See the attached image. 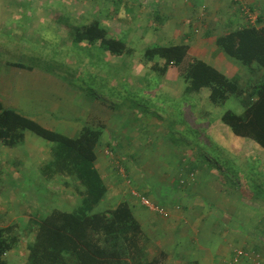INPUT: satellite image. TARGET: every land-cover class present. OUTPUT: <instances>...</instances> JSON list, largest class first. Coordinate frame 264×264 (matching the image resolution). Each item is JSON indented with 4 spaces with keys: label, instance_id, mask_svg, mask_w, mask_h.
<instances>
[{
    "label": "crops",
    "instance_id": "1",
    "mask_svg": "<svg viewBox=\"0 0 264 264\" xmlns=\"http://www.w3.org/2000/svg\"><path fill=\"white\" fill-rule=\"evenodd\" d=\"M75 1L77 3L75 6L73 2H71L72 6L66 7L65 4L63 10L59 12L64 14L62 18L67 16L70 19L75 18L74 14L80 13V3L91 5L92 2V0ZM38 2L31 0L30 7H40L39 11L44 14L54 13V10L48 11L52 10L48 8L51 4ZM51 2L53 3L54 0ZM7 4L9 1L0 0V11L4 14L9 8ZM94 6L98 7L95 10L96 13L103 14L102 20L106 22L110 15V19L115 23V26L109 27L108 31L104 29L108 35L113 38L125 37L121 41L132 51L126 57L131 58L134 55L133 49L129 47L133 45L134 40L143 41L145 37L153 36L152 39L158 43L163 42L168 45L164 47L188 46L189 53L193 49L196 56L198 54L202 56L194 58L209 60L208 63L218 70L227 67L226 74H223L229 79H240V81V74L244 73V70L234 62L220 67L211 63L215 59H207L208 47L206 46L215 44L219 37L241 28L264 27V0H239L238 3L235 0H99ZM244 10L255 17L256 22L253 25L248 23L246 16L243 17ZM46 19L49 17L47 16ZM56 19L60 20L61 15H58ZM93 22L100 25L99 19H94L91 23ZM84 26L86 25H76V27ZM205 47L206 49H203ZM219 59L226 61L225 58ZM139 71L142 73L141 70ZM257 75L261 77L263 72ZM12 76V90L7 92L9 94L3 93L0 96L4 109L14 110L42 127L49 130L51 128L52 131L68 138H76L83 126L102 129V138L96 149L95 168L104 181L107 193L93 213L112 210L120 203L128 204L133 218L145 236L142 253L143 257L145 253L147 261L162 253L166 255L163 264H230L235 250L247 252H250V249L257 250V247L252 246H258V242L255 238H250V235L255 236L253 230L257 229L260 221L264 219L262 214L258 213L257 216L241 212L237 217L238 210L230 211V207L235 206L231 205L232 202L238 199L237 190L240 184L231 186L212 169L203 166L196 168L189 164V158L186 157H197L195 153L191 155L189 152L180 149L171 150V148H163L162 151L151 149L149 144L144 142L149 141L146 136L139 135V139V136L133 138L130 134L121 139L114 134L111 135L112 130L116 132L115 124L117 123L112 119L113 115L111 116L107 111L106 116L102 118L101 108L96 113L92 107L89 108L83 104L81 107L77 99L71 98L70 93L65 91L67 86H62L60 90L52 94L51 98L39 95L32 97L27 94L28 92L26 93L25 86L35 87L34 84L37 85L36 83L40 80L32 79V76H29V80L26 79L27 73L21 69H14ZM135 87L131 86V88ZM185 88L184 85L183 94ZM25 141L24 134V142L17 147L23 146ZM214 141L213 143L218 145L217 140ZM0 145L3 146L1 143ZM110 152L112 159L107 158L109 157L107 153ZM27 153L28 156L25 155L21 161L16 162L14 172L18 173V177L14 180L3 177L4 181L0 182L4 183L2 188L15 190L21 188L20 197H22L25 189L33 186L34 180L42 179L47 184L61 183L59 184L61 189L66 191H69L70 186H74L77 189L75 200L70 202L59 199L60 202H56L52 198V207L48 212L53 209L70 212L78 208L83 189L73 181L61 178L46 180L42 175V169L51 162V159L48 160V157L44 161L37 159L28 161L27 158H33V156ZM261 156L264 157L263 154ZM120 158H124L126 166L120 165ZM230 162L232 166L216 165L212 168L216 167L221 175L227 177L232 170H235L234 173L237 175L244 176V173L240 174V167ZM259 164L255 168V171H259V177L257 173L254 175L257 188L261 190L263 189L261 184L264 183V167ZM32 173L38 175L33 177ZM190 175L193 178H190ZM9 180L11 181L8 182ZM26 182L31 185L26 187ZM132 192L165 208L167 217H161L143 207L139 200L131 195ZM65 194L70 195L69 192ZM18 214L8 221L0 216V228L21 224L20 222H23L22 227L27 226L30 217L26 210L23 209ZM30 239L32 241V237ZM19 249L21 251V247ZM241 264L254 263L243 260Z\"/></svg>",
    "mask_w": 264,
    "mask_h": 264
},
{
    "label": "rangeland",
    "instance_id": "2",
    "mask_svg": "<svg viewBox=\"0 0 264 264\" xmlns=\"http://www.w3.org/2000/svg\"><path fill=\"white\" fill-rule=\"evenodd\" d=\"M7 1H9L8 10L5 14L0 11V96L3 93L9 94L7 92L13 88L12 72L19 68L12 65L23 66L24 72L27 73L26 79L29 80V76H32V79L40 80L37 85L34 84L35 87L25 86L26 93L28 92L27 94L32 97L39 95L51 98L52 94L62 86H67L65 91L70 93L71 98L75 97L81 107L83 105L92 107L96 113L101 108L102 118L106 116L107 111L111 116L113 115L112 119L117 122L115 124L117 133L112 130L111 135L114 134L121 139L130 134L133 138L139 135L146 136L149 141L144 142L148 143L151 149L162 151L163 148H171V150L180 149L189 152L191 155L195 153L197 157H186L189 158V164L196 168L203 166L212 169L231 186L240 184L237 190L238 199L232 202L231 205L235 206H231L230 211L238 210L237 217L243 212L257 216L262 214L264 218V183L261 184L263 189H258L254 175L257 173L259 177V171H255L259 162V166L264 167V157L261 156L264 152L251 141L232 136L220 122V115L226 110L237 114L242 111L237 101L230 99L223 108L215 106L210 103L206 89L198 94L185 96L182 93L185 84L179 77L177 68H169L168 73L163 77L152 72L150 65H145L142 61L143 52L155 46H168L163 42L158 43L152 39L153 36L145 37L143 41L134 40L133 45H129L134 51L131 58L111 56L103 52L98 45L93 47H88L86 44L73 45L68 40V32H64L62 26L71 24L87 26L94 19H99L100 26L106 31L109 27L115 26L110 15L105 22L102 20L103 14L99 15L95 12L98 7L94 4L99 0H92L91 5L80 3V13L74 14L75 18L71 19L67 15L62 18L64 14L59 12L63 10L65 4L66 7L72 6L71 2L74 6L77 5L75 0H54L53 3L52 0H34L42 4H51L48 8L52 10L48 11L54 10V13L49 14L40 12V7H30L31 0ZM58 15H61L62 19H56ZM47 16L49 19H46ZM123 38L125 37L114 39L123 40ZM206 47H208L207 59H215L214 62L210 61L211 63L219 67L232 64V61L226 59L227 57L214 43ZM198 56L202 57L199 54L196 56L195 50L191 49L188 58ZM220 57L225 58L226 61H221ZM226 68H219V71L226 74ZM139 70L142 73H139ZM128 73L130 75H127ZM247 77L246 71L240 74L242 85L248 81ZM248 78L254 79V77ZM132 85L136 87L131 88ZM24 134L26 141L19 148H6L0 145V182L4 181L3 177L11 180L18 177V173L14 172L16 162L21 161L23 156H28L27 152L33 156V158L28 157V161L29 159L44 161L50 156L52 144L30 132ZM213 140H217L218 145L213 143ZM107 158L112 159V156ZM120 161L122 167L126 166L124 158H120ZM230 161L240 167V174L244 173V176L237 175L234 173L235 170H232L227 177L221 175L216 167L212 168L216 165L232 166ZM118 168L122 169L119 166ZM37 175V173L31 174L33 177ZM27 183L25 185L29 187L31 184ZM59 184L61 183L47 184L42 179L34 180L33 186L25 189L24 196L20 197L21 188L6 189L2 188L4 183H0L1 218L8 221L19 215L18 213L23 209L29 217H34L36 213L44 216L52 207V198L56 202H60L61 199L70 202L75 200L77 189L70 186L69 191L62 190ZM60 192L63 194L61 195ZM67 192L69 196H66ZM20 223L23 225V222ZM22 228L24 227L21 226ZM253 231L255 236L250 235V238H255L258 246L253 245L252 247H257V250H250L251 253L252 251L259 253L257 255L260 258L253 262L256 255L252 253L250 261L254 264H264V219ZM32 241L23 238L21 251L17 249L10 252L6 256V264H28L29 253L26 246ZM241 263L243 260L239 264Z\"/></svg>",
    "mask_w": 264,
    "mask_h": 264
},
{
    "label": "trees",
    "instance_id": "3",
    "mask_svg": "<svg viewBox=\"0 0 264 264\" xmlns=\"http://www.w3.org/2000/svg\"><path fill=\"white\" fill-rule=\"evenodd\" d=\"M62 19V18H61ZM73 45H98L115 57L131 54V49L121 40L114 39L97 22L84 27L62 26ZM217 49L226 59L239 65L248 79H229L204 60L189 56L186 45L155 46L146 49L142 61L152 72L165 76L169 68H177L186 86L184 95L191 96L208 90L211 104L224 107L234 99L242 108L240 114L226 110L220 122L232 136L251 141L264 152V27L248 26L233 31L215 41ZM160 61V62H158ZM21 70V65H12ZM183 66V68H182ZM259 77L258 73H262ZM30 132L52 144L51 162L42 169L46 180L61 178L73 181L83 189L80 205L73 211L53 209L46 216L30 217L27 226L19 231L20 224L0 228V264L6 256L20 248L22 239H30L26 246L28 264H163L165 254L150 261L143 257L145 236L133 218L128 204L93 213L102 201L107 188L98 174L95 163L96 149L102 138L99 127L83 126L76 138H68L46 129L20 113L4 109L0 102V143L15 148L24 142V133ZM19 225V226H18ZM251 253V251H250ZM255 255L259 254L252 251ZM259 256V255H257Z\"/></svg>",
    "mask_w": 264,
    "mask_h": 264
},
{
    "label": "built area",
    "instance_id": "4",
    "mask_svg": "<svg viewBox=\"0 0 264 264\" xmlns=\"http://www.w3.org/2000/svg\"><path fill=\"white\" fill-rule=\"evenodd\" d=\"M239 0H235V2L238 3ZM243 12V17L246 16L248 23L250 25H253L256 22V19L253 15L250 14V12L244 10ZM107 156L111 157L112 154L111 153H107ZM190 178H193L192 175L189 176ZM131 195L135 198H137L140 202V204L145 207L146 209L150 210L151 212L161 216V217H167V211L165 210V208H163L160 205H156L152 202H150L146 197L136 193V192H132ZM252 253L247 252V251H243V250H235L234 254H233V258L230 262V264H239L241 260H251L252 259ZM260 256H255V258L253 259L254 261L259 260Z\"/></svg>",
    "mask_w": 264,
    "mask_h": 264
}]
</instances>
